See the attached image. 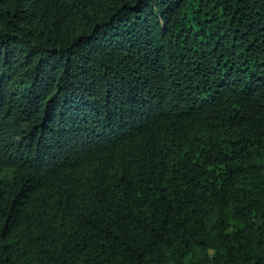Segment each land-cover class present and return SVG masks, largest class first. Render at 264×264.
<instances>
[{"label":"trees","instance_id":"16d2710c","mask_svg":"<svg viewBox=\"0 0 264 264\" xmlns=\"http://www.w3.org/2000/svg\"><path fill=\"white\" fill-rule=\"evenodd\" d=\"M0 264H264V0H0Z\"/></svg>","mask_w":264,"mask_h":264}]
</instances>
